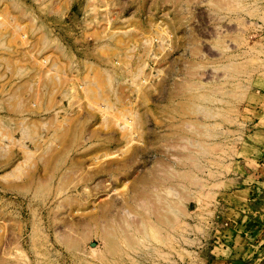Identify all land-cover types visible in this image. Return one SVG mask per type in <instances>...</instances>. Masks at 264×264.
Here are the masks:
<instances>
[{
    "label": "rangeland",
    "instance_id": "obj_1",
    "mask_svg": "<svg viewBox=\"0 0 264 264\" xmlns=\"http://www.w3.org/2000/svg\"><path fill=\"white\" fill-rule=\"evenodd\" d=\"M260 106L264 0H0V264H264Z\"/></svg>",
    "mask_w": 264,
    "mask_h": 264
},
{
    "label": "crops",
    "instance_id": "obj_2",
    "mask_svg": "<svg viewBox=\"0 0 264 264\" xmlns=\"http://www.w3.org/2000/svg\"><path fill=\"white\" fill-rule=\"evenodd\" d=\"M258 108L260 110V112L264 113V108L263 106L261 107H255V109ZM262 160V159H261ZM261 160H256V163L258 164H255V163H252L251 160H249V162H251L252 164L250 163H246L247 161H236V164H234V168H235V174H237V176L241 177V178H247L250 177L249 179L252 181V182H258V179L259 178H262L263 177V173H261V171H263L262 167L264 166V163H259L261 162ZM263 162V160H262ZM255 166H261L260 170H259V167H255ZM257 179V181L255 180ZM254 187V186H252ZM253 192V191H252Z\"/></svg>",
    "mask_w": 264,
    "mask_h": 264
}]
</instances>
